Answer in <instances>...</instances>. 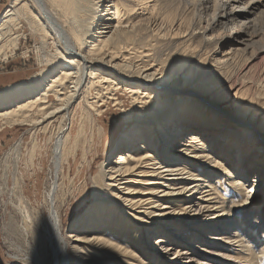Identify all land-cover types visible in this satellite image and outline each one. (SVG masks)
Segmentation results:
<instances>
[{"label": "bare ground", "instance_id": "bare-ground-1", "mask_svg": "<svg viewBox=\"0 0 264 264\" xmlns=\"http://www.w3.org/2000/svg\"><path fill=\"white\" fill-rule=\"evenodd\" d=\"M28 1L13 0L8 9L0 10V30L5 37L0 43V57L13 54L18 47L21 36L14 29L21 24V13L45 39L48 36L56 39L60 50L51 56L40 45L41 63L52 68L42 69L26 84L17 81L0 90L1 120L6 115L16 116L27 108L37 107L38 119L30 116L25 122L50 123L85 92V114L92 110L99 115L103 105L99 101L101 96L117 99L119 90L139 95L141 101L136 96L137 104L154 99L159 106L149 111L154 116L150 114L144 119L140 111L139 119L120 136L111 153L118 156L111 159L105 171H100L110 194L104 192L98 202L91 204L81 220L85 230L76 228L79 226L72 228L76 232L94 231L74 235L73 249L82 263L153 264L155 258L169 259L174 255L179 260L186 255L188 262L203 260L202 264H220L215 255L220 254V260L229 257L227 251L212 249L214 245L225 250L237 243L242 247L238 253L247 249L257 261L264 252V81L255 80L259 86L255 98L260 103L256 111L248 107L251 101L246 93L251 90L250 86L246 88L248 82H254L247 78L252 69L244 74L243 70L256 56L253 54L246 61L245 54L260 42L263 34L264 0H190V7L187 0H180V6L164 9L172 13L169 24L154 14L161 4L159 0H148L145 10L132 12L136 15L126 21L129 4L137 2L141 6L145 0H31L37 14L31 11ZM185 7L197 13L186 12ZM185 23L190 24L186 29ZM141 32L147 36L153 34L158 41L185 38L189 43L197 39L200 48L194 50L190 63L206 66L207 73L216 77L215 84L227 92L228 99L218 102L200 90L193 95L181 92L176 95L177 89L170 85L173 75L154 68L155 59L146 51L139 54L142 62L129 61L125 52L131 38L126 34L136 33L139 38ZM209 48L210 56L204 59L205 49ZM148 59L153 63L146 64ZM241 61L245 64L238 69ZM203 87L207 91L216 88L213 83ZM92 89L96 92L93 98L88 94ZM51 95L56 101L50 100ZM168 96L176 98L175 107L164 105ZM147 105L139 107L142 110ZM133 109L125 111L129 112V119ZM85 117H81L78 135L69 147L73 156L82 137L91 147L94 145L92 132L91 138H86ZM91 120L96 123L95 116ZM198 124L208 125L209 130L199 128ZM208 131L211 134L207 137ZM186 135L190 137L185 139ZM70 141L69 132L62 146ZM224 183L234 189V198L240 194V204L217 196ZM139 185L145 187L141 189ZM184 194H187L185 200ZM257 197L260 204L253 201ZM240 212L243 217L237 216ZM224 215L228 218L218 219ZM205 218L213 220L206 222ZM256 218L263 221L258 231L253 226ZM106 232L109 236H102ZM93 233L101 235L93 236ZM210 233L213 236H207ZM150 237L154 238L152 242ZM145 238L151 242L149 248ZM255 238L262 241V246L257 247L259 256L252 252L251 239ZM202 245L207 248L204 253L197 250Z\"/></svg>", "mask_w": 264, "mask_h": 264}, {"label": "rangeland", "instance_id": "rangeland-1", "mask_svg": "<svg viewBox=\"0 0 264 264\" xmlns=\"http://www.w3.org/2000/svg\"><path fill=\"white\" fill-rule=\"evenodd\" d=\"M159 1L161 6H157L154 14L164 24H169L172 13L164 9L168 6H180V0ZM12 2L13 0H1L0 10L5 11ZM28 3L31 11L37 14L38 11L34 3L31 0ZM143 3L141 6H138L137 2L129 4V12H127L128 15L125 13V21L127 19L131 20L136 15L133 14L135 11L145 10L149 4L148 0H145ZM187 3L190 7V0H187ZM141 7L144 9H138ZM185 8L187 9L186 12L191 10L194 14L197 13V10L188 7ZM25 18V15L21 13V24L14 29V32L21 37L18 38V47L16 48L18 50L15 49L13 53H16V57L13 60L10 59L6 64L8 71L0 72V90L5 89L8 85L17 81L26 84V82L32 80L42 69L49 70L52 68L45 63H41L40 53L38 51L40 45L41 47L43 46L44 52L50 53L51 56H54L60 50V44L56 39L51 36L45 39L41 32H37V29ZM188 25L190 26V24L185 23L183 28L186 29ZM183 28L182 30H184ZM228 28L231 29L232 26ZM126 35L129 36V39L131 38L127 46V50H129L125 52L126 57L130 59L129 61L136 64L140 63L142 62L139 60L140 52L146 51L150 53L152 60L155 59L154 63L156 66L154 68L159 67L161 72L173 75L170 85L177 89L176 95L178 92L193 95L194 92L200 90L206 96L210 95V97H213L218 102L228 99L227 92L221 91L218 88L217 84H215L217 83L216 77L210 72L207 73L206 69L208 68L206 66L201 64L192 66L190 63V56L194 53V50L200 48L197 39L191 41L192 43H186L185 38H178L175 42L174 40L158 41L157 37L151 33L147 36L141 32L139 38L136 33H128ZM141 36L144 37V40H142L143 38ZM259 40L260 42L252 46L250 51L245 54L244 60L246 61L251 60V55L256 54V56L246 64L243 70L244 74L247 73V70L252 69L250 71L251 73L249 72V75H247V78L250 77L254 82H251L253 85H250L251 83L248 82L246 88L250 86L251 90L246 93H248L247 96L249 98L250 96L252 98H248L251 101L248 102V107H254L256 111L260 107L259 99L255 98L259 92L257 82L260 80L264 81V51H262V46L264 45V30ZM8 56L0 57V61L2 59L6 60ZM209 56L210 48L205 49L203 58L208 59ZM148 60L146 64L153 63L151 59ZM243 64L245 63L241 61L238 69ZM177 72L179 74L175 75ZM185 74L188 75L186 77H190L189 80H186ZM209 83H213L216 87L214 90H209L211 92L203 87ZM218 84L221 86L222 83L218 82ZM88 94L90 95L89 97L93 98L96 95L95 89H92L91 93ZM116 94L117 99L107 98V96L104 98L105 95L101 96L102 98L99 101H103V105L102 112L99 115L90 109V111L88 110L90 114L83 113L84 109L87 108L84 100L87 97L85 92L65 112L52 118L50 123L49 121L38 124L26 123L31 119L30 116L38 119L39 114L36 113L37 107H34L32 110L27 108L16 116L6 115L2 120L0 119V264H83L73 249L76 238L74 235L77 233L85 235L94 231L76 232L75 230L77 229L74 228L75 230H73L72 228L79 226L76 228L85 230L81 227V220L88 209H90L91 204L98 202L100 200L99 196L104 192L110 194V189L104 186V178L100 171L106 169L111 159L118 156L116 155L117 153L111 156V153L119 143L120 136L127 133L128 131L126 130L130 129L129 125L135 123L136 119H139L140 111L141 114H144V116L140 117L144 119L151 114L149 111L159 109L154 99H148L146 100L147 103L144 104H137L136 96L141 101L140 96L129 90H119ZM20 100L24 101L25 99ZM50 100L52 102L56 101L52 95L50 96ZM262 101H264V98ZM168 102L169 104H167ZM176 103V98L172 96L165 97L164 105L175 107ZM145 104L148 105L141 110L139 105ZM130 107L132 109L134 108V114L131 119H129V112L127 111L125 113ZM93 113L94 115L91 117ZM83 116H87L85 117L86 138L89 136L91 138V135L94 134L95 141L91 147L88 140L85 141V138L82 137L78 142L77 148L74 149L76 154L74 153L73 156L72 153H69V147L74 143V138L78 135L79 124ZM94 116L96 123L91 120ZM150 116H154V114ZM227 117L232 118V116ZM204 122L207 124L206 121ZM190 123L194 124L193 121ZM197 126L199 128L202 126L209 130L208 125L200 126L198 124ZM213 127L217 126L214 124ZM69 132L71 134V141L69 144L62 146L64 137ZM208 132L205 133L207 137L211 134L210 131ZM99 133L104 136L101 140L100 138L102 136L99 137ZM188 136L190 137V135H186L184 138L186 139ZM84 151H87L88 154L86 159L85 156L87 154ZM32 152L34 154L33 158L31 157ZM144 187L143 185H139L138 188L143 189ZM233 193L234 189L229 188L225 184L221 187L217 196L220 195V198L226 202L235 200L233 201L236 202L234 204H240V194L234 198ZM186 195H183V200L187 199ZM237 198L239 199L236 201ZM253 201H258V204H260L259 197L253 199ZM118 202L120 204L121 201ZM237 216L243 217L244 215L240 212ZM206 218V222L213 220ZM226 218L228 217L224 215L218 219ZM101 220L104 221L105 218L103 217ZM262 222V220H258L257 218L256 221H253L255 231L261 229ZM176 233L175 235H177ZM98 234L101 235V233H93L91 235ZM107 235V232L102 233V236L108 237L109 235ZM146 236H148L147 232L144 234V237ZM157 236L155 235L153 237ZM207 236H213V234L210 233ZM128 237L130 238L131 235ZM153 237H150L151 242L154 239ZM151 242L146 239L145 244L147 248H149ZM251 243L254 245L252 252L258 253L257 247L262 246V241L255 238L251 239ZM174 247L175 249L178 248V246ZM233 247L231 249L227 248L229 250H224L214 245L212 249L219 248L222 252L227 251L225 253L229 257L220 260L219 254L215 255L214 258H217V261H221L222 263L220 264H264V252L260 253L261 255L258 253V256L260 255L261 258L258 257L257 261H255L252 255L248 254L247 249L243 253H238L242 249L240 243H237ZM206 249V246L202 245L197 250L204 253ZM249 256L251 257L249 258ZM172 258L166 259L165 257H159L153 259L152 263L162 264L161 262L166 261V264H202L203 261L188 262L186 255L179 260L177 257L174 258V255Z\"/></svg>", "mask_w": 264, "mask_h": 264}, {"label": "built area", "instance_id": "built-area-1", "mask_svg": "<svg viewBox=\"0 0 264 264\" xmlns=\"http://www.w3.org/2000/svg\"><path fill=\"white\" fill-rule=\"evenodd\" d=\"M5 40L4 34H3V30H0V43L3 42ZM18 50V49H16ZM16 57V53L15 54H11L8 56V58L6 60H1L0 61V72H5L8 71V67L6 66V64L8 63V61L10 59H14Z\"/></svg>", "mask_w": 264, "mask_h": 264}]
</instances>
